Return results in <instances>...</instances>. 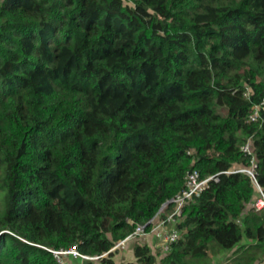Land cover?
Returning a JSON list of instances; mask_svg holds the SVG:
<instances>
[{"label":"trees","instance_id":"16d2710c","mask_svg":"<svg viewBox=\"0 0 264 264\" xmlns=\"http://www.w3.org/2000/svg\"><path fill=\"white\" fill-rule=\"evenodd\" d=\"M262 98L264 0H0V264L102 254L191 169L218 180L184 205L180 238L166 254L134 241L121 264L245 245L233 263L264 264L259 192L224 172L250 165L251 138L264 192V124L247 121Z\"/></svg>","mask_w":264,"mask_h":264},{"label":"built area","instance_id":"2783aa9c","mask_svg":"<svg viewBox=\"0 0 264 264\" xmlns=\"http://www.w3.org/2000/svg\"><path fill=\"white\" fill-rule=\"evenodd\" d=\"M247 121L259 122L260 125L264 124V98H262L259 103L252 106L251 111L248 114ZM239 148L243 154L251 157L250 165L236 166L233 169L224 172H241L252 179L259 192L258 198H256L252 203V207L255 211H261L264 209V192L259 186L256 178L257 164L251 138L245 140ZM188 153L191 154V152ZM217 174L202 177L197 169L188 170L184 177L183 187L180 192L164 201L148 221L143 224H137L134 230L127 235L125 239L119 241L110 250L102 254L91 255L81 253L75 246L51 249V252L60 264H98L97 262H99L102 258L107 257L110 251L116 247H123L126 240L141 237L148 240V246L152 248L154 246L159 249L161 254H166L170 245L180 238L181 230L177 227V225L182 215L184 205L199 196L209 181H217ZM127 222L129 224L134 223L133 220L129 218L127 219ZM237 222L240 223L238 220ZM148 227L149 229H147Z\"/></svg>","mask_w":264,"mask_h":264},{"label":"rangeland","instance_id":"374dc122","mask_svg":"<svg viewBox=\"0 0 264 264\" xmlns=\"http://www.w3.org/2000/svg\"><path fill=\"white\" fill-rule=\"evenodd\" d=\"M0 202H1V196H0ZM134 241L135 242L139 241L141 243H148V240H146V239H143L141 237H135V238L131 239V241H129V243L127 244V248H123L126 251L123 253L127 254V253L131 252V248L133 246ZM212 246H214V242H212ZM246 246L247 245H245L243 248L238 246V248H237L238 252H235V248L229 249V250H224V251L217 252V253L215 252L216 250L213 249V251H212V249H211V250H209L206 257H204L202 259H194V260H198V263H203V264H225V263L226 264H234L233 262L235 261V259L239 258L240 260H242L245 263L246 258H247V253H245V247ZM150 250H151L152 254H156L158 249L153 246V248L150 247ZM126 254L114 257L115 261L117 263L121 264L122 261L131 258V255L129 256V258H127L128 254L127 255ZM255 255L257 257V260H261V258L263 257V252L262 251L256 252ZM116 262H115V264H117ZM101 264H103V263H101Z\"/></svg>","mask_w":264,"mask_h":264},{"label":"crops","instance_id":"0c3cea01","mask_svg":"<svg viewBox=\"0 0 264 264\" xmlns=\"http://www.w3.org/2000/svg\"><path fill=\"white\" fill-rule=\"evenodd\" d=\"M248 208V207H247ZM251 241L250 240H248V239H242L240 242H239V244L240 245H244V244H249Z\"/></svg>","mask_w":264,"mask_h":264}]
</instances>
